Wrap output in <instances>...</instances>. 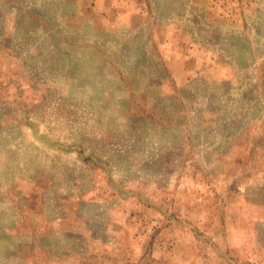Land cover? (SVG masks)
Wrapping results in <instances>:
<instances>
[{"label": "rangeland", "instance_id": "rangeland-1", "mask_svg": "<svg viewBox=\"0 0 264 264\" xmlns=\"http://www.w3.org/2000/svg\"><path fill=\"white\" fill-rule=\"evenodd\" d=\"M0 264H264V0H0Z\"/></svg>", "mask_w": 264, "mask_h": 264}]
</instances>
